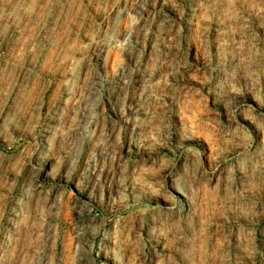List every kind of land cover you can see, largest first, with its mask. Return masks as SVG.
Masks as SVG:
<instances>
[{
  "label": "rangeland",
  "instance_id": "obj_1",
  "mask_svg": "<svg viewBox=\"0 0 264 264\" xmlns=\"http://www.w3.org/2000/svg\"><path fill=\"white\" fill-rule=\"evenodd\" d=\"M0 264H264V0H0Z\"/></svg>",
  "mask_w": 264,
  "mask_h": 264
}]
</instances>
